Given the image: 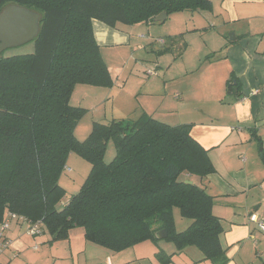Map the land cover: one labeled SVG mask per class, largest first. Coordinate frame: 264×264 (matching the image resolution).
Instances as JSON below:
<instances>
[{
	"label": "trees",
	"instance_id": "trees-1",
	"mask_svg": "<svg viewBox=\"0 0 264 264\" xmlns=\"http://www.w3.org/2000/svg\"><path fill=\"white\" fill-rule=\"evenodd\" d=\"M8 4L37 11L41 22L34 52L0 58V226L16 214L17 223H23L20 216L40 223L53 240L82 227L86 240L112 252L158 242L164 229L179 252L195 245L211 264H227L220 238L225 228L213 211V196L181 177L215 172L192 124L171 125L143 113L95 121L79 140L75 128L87 109L71 104L78 84H114L93 20L116 28L162 24L154 19L163 11H212V0H0V11ZM110 140L116 154L107 162ZM73 152L91 169L80 190L62 203L67 191L60 178ZM175 208L191 220L184 230L176 228ZM172 256L161 253L167 257L162 264Z\"/></svg>",
	"mask_w": 264,
	"mask_h": 264
},
{
	"label": "crops",
	"instance_id": "crops-1",
	"mask_svg": "<svg viewBox=\"0 0 264 264\" xmlns=\"http://www.w3.org/2000/svg\"><path fill=\"white\" fill-rule=\"evenodd\" d=\"M212 2L210 14L200 15L202 24L188 28L189 31L202 30L200 35L206 36L205 49L187 59V64L180 63L177 57L175 62H168L165 66L158 62L155 69L163 80H151L155 88L149 84L150 81L146 89L139 84L126 92L121 88V95L128 96L129 104L124 114L116 116L118 118L112 116L107 121L137 119L148 113L165 122L160 117L176 113L177 121L166 123L192 124L191 133L208 149L215 172L203 179L189 174L184 178L205 188L213 196V211L222 219L225 228L220 238L228 250L227 264H264V254L259 252L264 246V232L258 231L249 221L252 212L264 214V0ZM175 14L185 13H174L167 19ZM188 15L191 19L196 16L195 13ZM179 16L185 18L184 15ZM145 24L149 28L152 26L151 23ZM93 28L104 59L106 48L120 51L133 45L130 32L123 28L112 27L99 20H93ZM230 33L235 35L231 40ZM209 55L212 57L207 59ZM181 57L185 61L184 54ZM175 64L176 71L171 76L174 81L171 80L173 85L170 87L175 94L171 100L165 78ZM190 75L194 78L188 84L181 82ZM231 79H234V87L228 89L227 82ZM128 81L129 78L124 82ZM109 99L108 96L106 100ZM72 154L67 161L70 158L77 161ZM175 224L177 228L176 217ZM19 230L13 223L6 231L13 244L1 255L3 264H14L17 251L22 252L29 247V244H24ZM160 240L141 243L149 244L147 248L158 260L156 264L167 260V257H161V253L173 254L169 264H211L195 245L179 252L171 242ZM110 252L107 261L110 259L113 264L116 256H110ZM8 253L10 256L5 260ZM126 259L120 264H132Z\"/></svg>",
	"mask_w": 264,
	"mask_h": 264
},
{
	"label": "rangeland",
	"instance_id": "rangeland-1",
	"mask_svg": "<svg viewBox=\"0 0 264 264\" xmlns=\"http://www.w3.org/2000/svg\"><path fill=\"white\" fill-rule=\"evenodd\" d=\"M183 13L185 14L171 16L162 24H152L151 28L144 23L133 26L118 25L119 28L130 32L133 45L130 49L126 50L119 51L117 48H106L104 50L105 62L112 72L114 80L113 86L98 87L88 84H78L73 92L71 104L88 109L75 128V135L79 140H84L89 136L94 121L101 120L107 122L108 118L112 116L116 117L124 114L125 107L129 104V98L126 94L124 96L121 95V88H124L126 92L133 85L139 84L140 87L146 89L149 81V84L152 85V81L155 79L157 81L159 79L161 81L163 80L161 76H150L147 74L149 70L156 68L158 62L162 66H165L168 62H175V58L177 57L180 63L187 64V59L194 57L201 49H205L203 45L205 44L206 36L200 35L202 30L189 31L188 28L192 29L194 25L202 24L200 15H209L210 12H193L187 10ZM188 13H195V18L191 19ZM179 15H184L185 18H181ZM161 37L167 41L166 45L157 41ZM231 38L230 33V40ZM150 42L154 44L151 43L150 45ZM161 49H165L166 52L159 53ZM34 50L35 45L31 41L27 44L5 50L3 56L28 54L34 52ZM183 54L185 61L181 57ZM196 63L199 64V62ZM175 71L176 64L172 68L171 73L165 78L167 81L165 83L169 85L167 86V91L171 100L174 99L175 94V90L170 88L174 81L171 76L175 74ZM128 78L129 81L127 83L124 82ZM193 78L194 76L192 77L190 75L181 82L188 84L191 81L190 79ZM141 79H143V82H140ZM108 96L110 99L106 100ZM160 118H163L165 122H175L177 121V114L175 113ZM115 154L116 148L114 142L110 140L107 144L105 160L107 162L112 161ZM72 155L77 161L73 162L72 158H70V161H67V165L60 179L61 185L67 190V195L62 203L67 202L73 194L80 190L91 169L90 162L75 152ZM184 175H181V177ZM174 211L178 223L177 228L180 230L186 229L191 223V220L183 217L178 208H175ZM13 223L21 229L18 232L21 234L23 241H25L24 244H29V247L24 251H17V255L15 254L16 256L14 257V264H108L107 255L110 250L86 240L85 230L82 227H75L73 230H70L69 237L67 238L53 240L48 230L36 236H30L27 234L28 224L12 221L10 222V228ZM160 241H163V243L169 242L166 239H161ZM147 245L149 244H139L136 247H131L120 252L111 251L110 256H116L113 259V264H120L121 260L125 258H127L126 260H130L132 264L158 263L155 254L149 251ZM171 245L174 244L171 243ZM259 252L264 254V246L260 247ZM9 256L10 253L4 257L5 260Z\"/></svg>",
	"mask_w": 264,
	"mask_h": 264
},
{
	"label": "water",
	"instance_id": "water-1",
	"mask_svg": "<svg viewBox=\"0 0 264 264\" xmlns=\"http://www.w3.org/2000/svg\"><path fill=\"white\" fill-rule=\"evenodd\" d=\"M167 17V12L163 11L154 21L164 22ZM40 22L41 16L37 11L18 4L6 5L0 11V58L3 57L5 50L33 41L39 34ZM187 182L192 183L190 180ZM157 237L165 239L166 230L159 231Z\"/></svg>",
	"mask_w": 264,
	"mask_h": 264
},
{
	"label": "built area",
	"instance_id": "built-area-1",
	"mask_svg": "<svg viewBox=\"0 0 264 264\" xmlns=\"http://www.w3.org/2000/svg\"><path fill=\"white\" fill-rule=\"evenodd\" d=\"M157 41L159 43H165L164 38H159V39H157ZM148 74L150 76H156L158 73H157L156 69H151L148 71ZM17 218H18V216L16 214H9L8 218L0 226V258H1V255L6 250H8L12 245V241L10 238H8L6 231L10 228V222L12 220L17 221L16 220ZM19 221L26 223L25 218L22 216H20ZM249 221L251 223L255 224L256 228L259 231L264 232V214H259L258 212H252L249 214ZM26 224H28V229H27L28 235L36 236L42 232L40 223L30 224V222L29 223L27 222ZM107 263L112 264L110 259H108ZM0 264H3L1 259H0Z\"/></svg>",
	"mask_w": 264,
	"mask_h": 264
}]
</instances>
